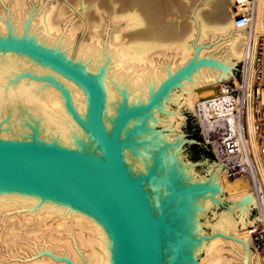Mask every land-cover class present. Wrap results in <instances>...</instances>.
<instances>
[{
	"label": "bare ground",
	"instance_id": "6f19581e",
	"mask_svg": "<svg viewBox=\"0 0 264 264\" xmlns=\"http://www.w3.org/2000/svg\"><path fill=\"white\" fill-rule=\"evenodd\" d=\"M118 1L122 2V12L118 13L115 8L113 14L110 15L112 31L108 30L109 36L106 39V45H103V40H101L105 18L101 14L99 1L97 3L95 0H92L91 3L94 7L93 11L98 17L93 20L80 12L78 16L81 19L78 18L80 21L76 26L70 19L71 16L67 17L69 11L66 10V6L53 5L51 12L43 15L40 32L31 36L28 31L30 24L24 27L27 39L35 40L41 47L67 57L69 60L72 58L71 53L75 47L74 39L77 31L83 28L85 35L89 33V38L78 44L73 61L87 73L96 76L105 95L103 120L108 130L112 128L116 114L122 105L128 107L145 101L161 83L190 61L194 64L198 59L212 60L219 63V66L203 64L181 78L176 86L181 88V93L178 92L176 98L172 96L174 102L181 107L185 106L195 110L196 101L200 103L201 101L215 100L226 84L232 81L237 84L236 77H233L229 82L226 78L233 74L234 60L242 58L244 43L245 51L246 43L249 41H252L256 49L258 37L264 35V0H238L240 5L225 9L224 17L228 19V16L231 15V20H227L225 24L219 22L213 25H207L204 21H200V28L197 30L199 34H196L199 37L196 40L202 41L206 37L224 35L232 29L238 31L237 35L231 34L230 40L228 39V60L224 62L219 58H213V56L202 59L198 58L197 54L193 55L194 47L189 38L194 36L195 32L188 36L185 33L184 38H180V34L173 33L174 26L164 22L161 14L162 2L160 3L159 0ZM69 2L66 0L67 5ZM70 6L75 11L73 5ZM244 9L253 12L251 30L248 31L246 42H244L246 34L243 31L248 28L236 25L238 12ZM55 15L56 20L58 19L57 21L60 23L62 21L69 22L66 29L62 27L66 34H62L61 37L55 34L62 31L55 24L56 21L53 18ZM66 19H70V21ZM166 20L168 21V19ZM59 25L61 26V24ZM193 28L192 31H196L195 25ZM18 30L21 31L19 28ZM9 33L22 37L25 36V29L21 34H16L12 24L8 26L7 34L2 35ZM126 34L139 36L143 39L126 44L123 41ZM167 41L170 42L167 43ZM194 46L196 50V41ZM169 53L176 60L172 61V65H166L165 73L163 70L157 69L154 62L157 60V54L167 55ZM191 55L192 57L184 63ZM177 61H180V64H176ZM34 74L35 76H53L69 90L76 111L86 119L89 111L88 100L85 91L77 83L51 67H43L41 62L26 54L0 51V136L3 138L25 137L27 134L30 135L28 130L33 131L32 129L36 128L32 133L41 140H48L82 152L95 153L98 151L86 130L70 114L63 93L51 83H38L32 77ZM221 82L223 84L220 86ZM167 96L172 101V98H169L170 94ZM248 99V107L245 105L246 108H244V112L247 113L246 121L250 139L248 145L254 152L259 177L254 183L253 180L245 178V176H227L221 164L211 167V175L205 179V182L216 186L218 191L211 197L195 196L192 209L193 243L190 252L197 255L203 251L207 254L206 258L204 257L205 260H200L198 264H241V261L242 264H253L254 254L251 244L256 235L264 253V219L262 221L264 216V152H261L256 142L252 83L248 86ZM262 102L264 103V101ZM220 111L219 106H213L210 114L214 116ZM180 112L169 113L168 122L173 123L174 118H177V114ZM146 122V127L156 131L157 119H148ZM156 132L154 139L159 148L162 149L167 144L174 145L165 146L163 153L162 159L167 171L175 162V172L180 173L182 181L186 182L192 179L193 167L181 165L178 162L180 137L172 142L169 139L170 135H163L161 131ZM223 195H226L229 206L216 216L213 226L217 235L205 241L204 238L199 237L204 233L199 218L205 214L206 209L211 208L214 202H222L219 198ZM257 206L261 210L259 220L263 222H260L259 225L253 219L250 220V213L253 207ZM0 221L3 229L0 232V243L4 244L5 249L13 250V246L16 247V256H13L19 257L17 254L24 249V246L18 242L19 239H22V234L15 231L18 229L28 230L27 238L33 240L32 243H27V249L29 247L30 251L29 258L34 256L29 260L28 256H24L26 260L22 259L25 260L23 262L13 260L5 263L2 260L0 264H53L55 258L56 261L63 264H112L111 240L105 228L88 214L67 204L26 192L0 191ZM9 222L11 226L8 228L6 225ZM41 241L43 245L40 247L34 245ZM225 243L226 245L228 243L236 252L232 250L230 253L224 247ZM43 250L46 252L40 253ZM53 252L63 256L57 258L60 255H55L56 253ZM227 252L230 253L229 256L225 254ZM37 253H40L39 257L36 256ZM237 253L240 255V259L237 257ZM258 262L256 263L259 264ZM189 264H192V261Z\"/></svg>",
	"mask_w": 264,
	"mask_h": 264
},
{
	"label": "water",
	"instance_id": "95a60500",
	"mask_svg": "<svg viewBox=\"0 0 264 264\" xmlns=\"http://www.w3.org/2000/svg\"><path fill=\"white\" fill-rule=\"evenodd\" d=\"M0 51L26 54L82 88L89 105L86 119L76 111L69 90L53 76L32 75L63 93L70 114L98 149L95 153L82 152L41 140L32 133L36 128L30 137L0 136V191L43 196L88 214L110 237L112 264H198L200 253L190 252L194 197H211L218 188L205 181L183 182L175 172V162L167 171L163 153L165 146L174 145L159 148L154 139L157 132L146 127V121L155 119L154 110L161 107L181 78L200 65L219 63L200 59L194 64L187 62L145 101L122 105L108 130L103 120L104 92L96 76L73 59L27 39L26 28L22 37L12 33L0 36ZM199 222L204 232L200 238L208 241L217 235L214 231L206 234L200 218Z\"/></svg>",
	"mask_w": 264,
	"mask_h": 264
},
{
	"label": "rangeland",
	"instance_id": "374dc122",
	"mask_svg": "<svg viewBox=\"0 0 264 264\" xmlns=\"http://www.w3.org/2000/svg\"><path fill=\"white\" fill-rule=\"evenodd\" d=\"M67 1H70L69 2L70 4L68 3V5H67L66 0H0V33H1L0 35L7 34L8 26H11L12 24L14 26L15 33L21 34L25 29L24 27H27L28 24H30L28 31H29V34L31 36H34L33 35L34 33L40 32V29H41L40 26L43 25L41 22L43 20V15L45 13H50L51 7H53V5L57 6V7H61V6L65 7L66 6L65 7L66 10L69 11L67 17L71 16L70 19L72 20V22L74 24H76V26L78 25V21H80V20H78V18L81 19L80 16H78L80 14V12L81 13L83 12V14L86 15V17H88L91 20L98 17V15H96V13L93 11L94 7H93V4L91 3L92 0H67ZM95 1L97 3L99 1V6H100V9L102 10L101 14L105 18L104 19L105 25H104V29H103L104 32L101 33V35H102L101 40H103V45H106L107 44L106 39L109 36L108 30L112 31V26L110 24L111 23L110 22V19H111L110 15L113 14L115 8H117L118 13L122 12V9H121L122 2H120L118 0H95ZM159 1H160V3L162 2V5H161V7H162V11H161L162 18H163L164 22H166L168 25L170 24V26L171 25L174 26L172 29L174 31L173 32L174 34H176V35L180 34V38H182L183 36H185V33H186V36H188V35H190V33L195 32L194 36L189 38L191 40L192 46L194 48H195V46H194L195 41L197 44L196 50L193 48V53H194V54L192 53L193 55L197 54L198 58L199 57L200 58L201 57L202 58H209V57L213 56V58H219V59L223 60L224 62H226V60H228L229 54L227 53V43L230 40L229 39L230 35L231 34L237 35L238 31H235V29H232L230 32H228L224 35H216V36H214V37L212 36L210 38L206 37V38L202 39V41L196 40L199 38L198 35H196V34H199V31H197V30H199V28H200L199 26H200L202 21H204L207 25H213V24H217L219 22L221 24L222 23L225 24L227 22V20L228 21L231 20V15L228 16V19L226 17H224V12H226L225 9L226 8L229 9L234 5L235 6L240 5V3L237 2L238 0H159ZM70 5H73L76 12L72 9V7ZM223 8L225 11L222 10ZM94 13H95V15H94ZM103 13H105V14H103ZM53 18H54V21H56L55 24L58 25V27H60L62 29V31L57 32L55 34H57L61 37L62 34L63 35L66 34V32L63 31L64 29L62 27H64L66 29L69 22L68 21L67 22L62 21L60 23V21H57L58 19L56 20V15ZM70 19H66V20L70 21ZM166 19H168V21ZM235 19H236V17H235ZM235 19H234V23H235ZM59 24H61V26ZM194 25H195L196 31H192V29H194L193 28ZM18 28L21 29V31H19ZM175 30H177V31H175ZM248 31H249V29H244V31H243L246 34L244 42H246V40H247ZM196 32H198V33H196ZM88 34L85 35L83 28H80L79 31H77L76 37L74 39L75 47L73 48V51L71 53L72 54L71 59H74V57H75L74 55H76V53H77L76 49L78 48V44L82 43V41L89 38ZM192 35H193V33H192ZM140 39H143V38H140L139 36H131L129 34H126L123 37V41L126 44L127 43L131 44L132 42L140 40ZM169 42L170 41H167V43H169ZM244 53H245V43H244V47H243L242 58L234 60L233 64H235V67L233 69L232 78L233 77L237 78L239 76V69H240L241 61L243 60V57H244ZM164 54L163 55L162 54L156 55L157 60H155L154 65L157 67V69L163 70L166 73V70H165L166 65H172L173 64L172 61L176 60V58L174 59L172 57L173 55L171 56L170 53L167 55H164ZM191 57H192V55L189 56V58L184 63H186ZM176 64H180V61L179 62L177 61ZM176 66H175V69L177 68ZM40 77H42V76H40ZM165 77H166V75H165ZM36 80L38 81V83L41 82L44 84H49V81L42 80L41 78H37ZM148 83H150V82H148ZM221 84H223V82L220 83V86H221ZM220 86H219V88H220ZM180 91H181V88H179V86L178 87L175 86L171 90V92L169 93L170 94L169 98H172V101L170 99H168V97H167V98H165L164 103L161 104V107H158L157 109L154 110L153 117H155V119L158 120V122L155 125V130L161 131L163 135H170L169 139L172 140V142H174L177 139V137H180L178 161H179V163H181V165H187V166L193 167L192 172H191L192 179H189L190 180L189 182H202V181H205L206 178L210 177L211 167L213 165L221 164L222 162L220 161L217 152L212 147L207 145L203 140V133H202V127H201V123H200V117H199L197 107H196L197 101H196L195 108H194L195 110L188 109L185 106L181 107V105H178L176 102H174V98H176L175 96H177V93ZM165 107H168L169 109H166ZM174 111H181V112H180V114H177L178 115L177 118L176 117L174 118L173 123L172 122L170 123V122H168V114L171 112H174ZM180 115H181V118H180ZM164 117H166V118H164ZM166 119H167V121H165ZM174 122H176V123H174ZM179 123H180V125H179ZM25 125H26V123H25ZM175 128H177V129H175ZM28 133H30V135H31L30 130H28ZM30 135L27 134V136H25V137H29ZM224 169H225V167L223 166V170ZM219 199L222 200V203L214 202L212 204L211 208L206 209L204 211L205 214L200 216L202 227L205 230L206 234H209V233L215 231L213 225L216 222L215 221L216 216L221 214V212L225 211L227 206H229V203L226 200V195L220 196ZM257 207H253V209L250 213V220L253 219V221L257 225H259L261 222V220H259V216L261 215V210L259 209V207L258 208ZM263 219H264V216L262 217V221H263ZM261 223H263V222H261ZM0 224H2L1 221H0ZM8 224L6 226H8V228H9L11 226L10 222ZM0 226H1L0 232H2V230H3L2 225H0ZM27 231H25V230L23 231V229H20V230L18 229V231H15V232L22 234L21 235L22 239H19L18 242L22 246H24V249L20 250V253H18L19 255L17 254V256H19V257H15L16 256V247L13 246V250H8V249H5L4 244L2 245V243H0L1 244V246H0V261L4 260L5 263H7L8 261L9 262L13 261V260L23 262L26 260V258L24 256H28V260L31 258V257L29 258L30 251H29V247L27 249V245H28L27 243H32L33 240H29L30 239L29 237L27 238V235H29L28 233H26ZM23 235H25V236L23 237ZM217 238L219 239L220 237H217ZM217 238H215V239H217ZM252 241L253 242L251 244V250L254 254L253 264L258 262V261H259L258 262L259 264H264V253L262 252V249L260 248V240L253 239ZM34 245H37L40 247L41 245H43V242L42 241L37 242V243H34ZM224 247L227 250H229L230 253H232V250L235 251V249L230 247V245L228 243H227V245L225 243ZM44 251L45 250L40 251V253H42V252L45 253L46 251L45 252ZM229 252H227L225 254L229 256L230 255ZM40 253H37L36 256L39 257L40 255H38V254H40ZM58 254L56 253L55 255H58ZM13 255H15V256H13ZM206 255L207 254H205L203 251L200 252V260H205ZM234 255H235V253H234ZM20 256H21V258H20ZM62 256L63 255L61 254L57 258H60ZM237 257H239V259H240V255L238 253H237ZM24 258H25V260H22ZM55 259H54L55 262L53 264H63L62 262L56 261ZM241 264H242V261H241Z\"/></svg>",
	"mask_w": 264,
	"mask_h": 264
},
{
	"label": "built area",
	"instance_id": "2783aa9c",
	"mask_svg": "<svg viewBox=\"0 0 264 264\" xmlns=\"http://www.w3.org/2000/svg\"><path fill=\"white\" fill-rule=\"evenodd\" d=\"M252 17V11L240 10L236 25L245 26L251 30ZM256 47L255 49L252 41L246 43L237 84L232 81L225 85L215 100L201 101L196 104L203 140L217 152L225 166L226 175L245 176L254 183L259 176L254 152L248 145L250 139L246 121L247 113L244 112V108H246L245 105L248 107V86L252 83L256 142L261 152H264V103L262 102L264 101V35L258 37ZM213 106L221 108L220 113L214 116L210 114ZM255 239H258L257 235Z\"/></svg>",
	"mask_w": 264,
	"mask_h": 264
}]
</instances>
